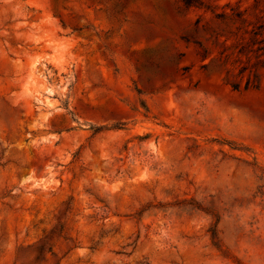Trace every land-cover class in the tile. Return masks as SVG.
<instances>
[{
	"label": "rangeland",
	"instance_id": "1",
	"mask_svg": "<svg viewBox=\"0 0 264 264\" xmlns=\"http://www.w3.org/2000/svg\"><path fill=\"white\" fill-rule=\"evenodd\" d=\"M264 0H0V264H264Z\"/></svg>",
	"mask_w": 264,
	"mask_h": 264
},
{
	"label": "trees",
	"instance_id": "2",
	"mask_svg": "<svg viewBox=\"0 0 264 264\" xmlns=\"http://www.w3.org/2000/svg\"><path fill=\"white\" fill-rule=\"evenodd\" d=\"M262 49H263V52H264V47Z\"/></svg>",
	"mask_w": 264,
	"mask_h": 264
}]
</instances>
